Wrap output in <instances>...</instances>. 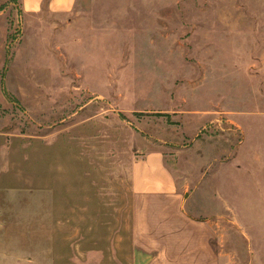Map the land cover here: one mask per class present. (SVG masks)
Segmentation results:
<instances>
[{
	"label": "rangeland",
	"instance_id": "obj_1",
	"mask_svg": "<svg viewBox=\"0 0 264 264\" xmlns=\"http://www.w3.org/2000/svg\"><path fill=\"white\" fill-rule=\"evenodd\" d=\"M49 1L0 0V264H144L153 154L223 264H264V0Z\"/></svg>",
	"mask_w": 264,
	"mask_h": 264
},
{
	"label": "crops",
	"instance_id": "obj_2",
	"mask_svg": "<svg viewBox=\"0 0 264 264\" xmlns=\"http://www.w3.org/2000/svg\"><path fill=\"white\" fill-rule=\"evenodd\" d=\"M45 0H20L25 15H37L44 10ZM77 0H50L47 8L59 14H69ZM134 192V247L147 259L144 264H223V255L213 245L214 217L204 215L201 207L180 192L176 177L161 154L136 161L132 169ZM219 189L212 203L219 217ZM217 197V198H216ZM223 203V202H221ZM223 205V204H222ZM217 227V226H216ZM132 264H141L135 260ZM121 264H126L121 262Z\"/></svg>",
	"mask_w": 264,
	"mask_h": 264
}]
</instances>
